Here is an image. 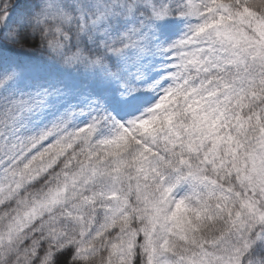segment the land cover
<instances>
[{"label": "snow or ice", "instance_id": "1", "mask_svg": "<svg viewBox=\"0 0 264 264\" xmlns=\"http://www.w3.org/2000/svg\"><path fill=\"white\" fill-rule=\"evenodd\" d=\"M0 264H264V0H0Z\"/></svg>", "mask_w": 264, "mask_h": 264}]
</instances>
